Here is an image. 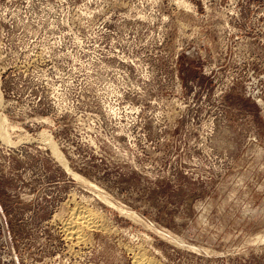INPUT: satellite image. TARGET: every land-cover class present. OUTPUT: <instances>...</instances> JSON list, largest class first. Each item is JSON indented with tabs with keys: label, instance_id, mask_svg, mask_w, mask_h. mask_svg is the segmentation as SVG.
Listing matches in <instances>:
<instances>
[{
	"label": "rangeland",
	"instance_id": "1",
	"mask_svg": "<svg viewBox=\"0 0 264 264\" xmlns=\"http://www.w3.org/2000/svg\"><path fill=\"white\" fill-rule=\"evenodd\" d=\"M262 235L264 0H0V264H264Z\"/></svg>",
	"mask_w": 264,
	"mask_h": 264
},
{
	"label": "bare ground",
	"instance_id": "2",
	"mask_svg": "<svg viewBox=\"0 0 264 264\" xmlns=\"http://www.w3.org/2000/svg\"><path fill=\"white\" fill-rule=\"evenodd\" d=\"M44 136L46 137L47 135L45 134ZM51 146L53 147L52 148L53 152H55V154H57V156H61L60 151L56 149L55 145L52 144ZM60 158H62V157H60ZM75 176L84 180V178L82 176L78 175V173H75ZM82 203L76 202V207H77L76 210L74 211V213L71 214L72 215L71 218L65 223L66 231H68V234L77 237L79 240L83 239V237H84V234H85L84 228L86 225L89 227H91V226L96 227L98 225V223L101 221L100 216H99V214H97V212H94V210H90V208L85 209V206ZM133 215H135V214H133ZM84 222L85 223L87 222V223L84 225ZM86 229H87V227H86ZM61 230H63V229H61ZM262 236H264V235H262ZM134 259H135V260H133L135 262L134 264H152L151 261L148 259V257H145V256L144 257L136 256Z\"/></svg>",
	"mask_w": 264,
	"mask_h": 264
}]
</instances>
